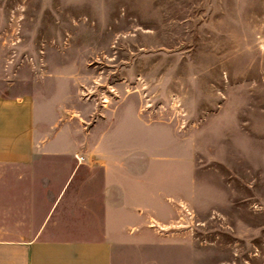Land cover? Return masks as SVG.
I'll use <instances>...</instances> for the list:
<instances>
[{
    "label": "rangeland",
    "instance_id": "obj_1",
    "mask_svg": "<svg viewBox=\"0 0 264 264\" xmlns=\"http://www.w3.org/2000/svg\"><path fill=\"white\" fill-rule=\"evenodd\" d=\"M0 86L123 193L115 264H264V0H0Z\"/></svg>",
    "mask_w": 264,
    "mask_h": 264
},
{
    "label": "crops",
    "instance_id": "obj_2",
    "mask_svg": "<svg viewBox=\"0 0 264 264\" xmlns=\"http://www.w3.org/2000/svg\"><path fill=\"white\" fill-rule=\"evenodd\" d=\"M40 103L0 86V264H115L123 193L100 190L99 170L45 150Z\"/></svg>",
    "mask_w": 264,
    "mask_h": 264
}]
</instances>
